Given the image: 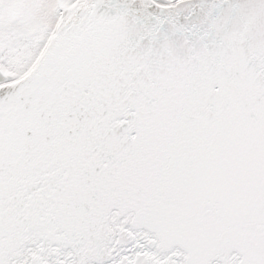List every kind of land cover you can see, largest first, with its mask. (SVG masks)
<instances>
[{
	"label": "snow or ice",
	"instance_id": "snow-or-ice-1",
	"mask_svg": "<svg viewBox=\"0 0 264 264\" xmlns=\"http://www.w3.org/2000/svg\"><path fill=\"white\" fill-rule=\"evenodd\" d=\"M0 264H264V0H0Z\"/></svg>",
	"mask_w": 264,
	"mask_h": 264
}]
</instances>
